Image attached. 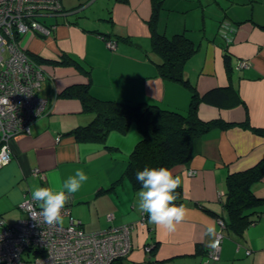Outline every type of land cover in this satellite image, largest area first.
<instances>
[{"label": "crops", "instance_id": "0c3cea01", "mask_svg": "<svg viewBox=\"0 0 264 264\" xmlns=\"http://www.w3.org/2000/svg\"><path fill=\"white\" fill-rule=\"evenodd\" d=\"M97 1L86 0L82 5ZM63 7L66 11L71 9L64 3ZM102 7L108 26L80 27L78 20L76 23L69 17L72 14L69 11L50 18L53 27L49 35L26 34L22 45L42 58L56 59L65 52L80 59L91 67L90 89L97 97L146 99L186 112L191 101L190 89L161 77L155 59L148 54V45L141 42L151 43L152 0H106ZM77 8L78 13L80 7ZM185 9L191 15L178 18L180 13L175 11ZM259 24L264 25V0L162 1L156 23L158 31L168 36L186 32L197 47L185 65L184 75L195 84L198 93L202 95L213 87H231V92L237 91L244 100V104L224 108L200 103L199 114L203 119L221 117L231 124L214 126L198 137L188 164L171 170L181 179L186 209L185 219L174 232L158 230L148 216L145 224L140 223L141 212L137 210L140 189H133L127 178L115 182L125 167L114 178L112 175L116 173L108 174L109 168L115 167L117 156L132 149L138 136L136 127L110 132L107 142L111 147L76 139L70 131L87 123L92 115L82 111L78 99L57 94L83 76L71 66L46 63L47 78L41 94L49 98V106L44 115L31 122L29 133L19 134L9 143L12 159L0 167V218L12 222L22 217L24 212L19 204L32 197L35 186L59 188L80 168L88 177L93 176L88 181L95 182L99 190L85 194L86 189L81 187L71 194L67 202L72 215L86 230L134 224L132 250L124 258V264H200L207 257L212 239L206 234L209 223L215 226L217 235L222 234L219 256L209 258V264H264V214L241 235L226 229L220 221L223 219L218 217L226 214L222 201L228 173L253 166L264 157V29ZM105 32L128 36L130 41L114 39L117 46L112 49ZM222 32H226L229 41ZM253 190L264 195V176L253 185ZM194 201L210 205L218 216ZM86 202L96 203L103 214L92 219L97 221L85 220L82 207L77 204ZM13 208H19L20 213L10 219L6 213ZM108 214L113 215L111 221Z\"/></svg>", "mask_w": 264, "mask_h": 264}, {"label": "trees", "instance_id": "16d2710c", "mask_svg": "<svg viewBox=\"0 0 264 264\" xmlns=\"http://www.w3.org/2000/svg\"><path fill=\"white\" fill-rule=\"evenodd\" d=\"M162 1L152 0L151 47L159 55L155 64L160 76L180 82L190 89L191 101L187 112L177 107L146 99L132 101L97 97L90 89L91 67L80 59L65 52L56 59L42 58L31 54L38 62L71 66L83 76L81 80L66 85L57 94V97L61 98L78 99L82 111L92 115L87 123L75 126L70 131L76 139L102 142L103 145L111 147L107 142L110 132H124L130 127H136L137 139L127 154L126 165L121 176L115 180L118 183L122 178H127L133 189L141 188V184L136 180L138 170H142L146 166L167 167L172 170L177 165H186L194 154L195 141L198 137L214 126L227 127L231 124L221 117L203 119L199 114L200 103L217 108L244 104L243 98L237 91L231 92V87H213L202 95L198 93L195 84L184 75L185 65L196 52L197 47L186 32H177L168 36L158 31L156 23ZM82 4L83 2H81ZM79 6L75 5L71 9ZM258 26L264 29V25L259 24ZM94 30L98 29L94 28ZM104 34L106 39L130 41L128 36L117 33L105 32ZM224 62L228 68L229 61L226 50ZM263 176L264 157L253 166L228 173L224 192L225 199L222 201L226 216L223 214L218 216V212L206 203L199 201H194V203L210 214L223 219L226 229L241 235L251 223L256 222L258 217L264 214V195L257 194L253 190V185ZM175 192L177 195L175 203L184 205L182 185ZM112 264H124V258H119Z\"/></svg>", "mask_w": 264, "mask_h": 264}, {"label": "built area", "instance_id": "2783aa9c", "mask_svg": "<svg viewBox=\"0 0 264 264\" xmlns=\"http://www.w3.org/2000/svg\"><path fill=\"white\" fill-rule=\"evenodd\" d=\"M68 12L62 0H0V101H8L0 102V167L12 159L10 141L29 133L31 122L49 106V98L41 94L47 78L45 66L22 45V38L26 34L49 35L53 27L50 18ZM223 36L230 40L226 32ZM107 44L112 49L117 46L110 38ZM19 205L22 217L12 222L0 218V264H112L132 250V223L86 230L72 215L68 202L61 209V219L66 222L60 219L51 224L43 220L40 204L32 197ZM146 217L142 212L141 224ZM112 218L107 215L108 220ZM216 238L218 245L209 247L200 264L218 258L222 234Z\"/></svg>", "mask_w": 264, "mask_h": 264}, {"label": "clouds", "instance_id": "9594fccd", "mask_svg": "<svg viewBox=\"0 0 264 264\" xmlns=\"http://www.w3.org/2000/svg\"><path fill=\"white\" fill-rule=\"evenodd\" d=\"M223 35V32L221 33ZM2 103L8 101L2 100ZM89 177L83 169H76L68 176L59 188L35 186L32 199L40 204L43 220L49 224L61 219V209L70 199L71 194L77 193ZM136 180L141 184L137 192V210L148 214L149 222L157 229L164 228L174 232L179 223L186 217V209L177 205L175 190L180 187L181 179L174 176L167 167H144L136 172ZM206 234L212 238L209 247H216L219 243L215 226L207 225Z\"/></svg>", "mask_w": 264, "mask_h": 264}, {"label": "rangeland", "instance_id": "374dc122", "mask_svg": "<svg viewBox=\"0 0 264 264\" xmlns=\"http://www.w3.org/2000/svg\"><path fill=\"white\" fill-rule=\"evenodd\" d=\"M105 1L106 0H98L94 4H90L87 6L85 5V7L83 5H81V2H86V0H63V3L66 6V8H72L75 5H80L79 11H78V13L80 15H78V13L75 12V10H78V8H73V9L69 10L72 12V14L69 17L72 19V21H75L76 23H77L76 20H78V24L80 27H83L86 24L88 26H94L95 25V26H99V27H105V25L108 26V24H107L108 21L105 18L106 11L103 12L104 8L102 7V3ZM175 12L180 13L178 15V18L179 17L184 18V14H187V13H189V15H191L190 11H188L186 9L181 10V11L176 10ZM171 16H173L171 18H174L175 15H172V13H171ZM141 42L148 45L147 48H148V52H149L148 54L150 55V57H152V59H155V60L158 59L159 55L152 49V47H149V46H151V43L149 44L148 40H142ZM186 112H187V110H186ZM126 157H127V154L121 152L120 155L117 156V158H116L115 167L111 166L109 168L108 174L111 175L112 173H116V174H113L112 177L113 176L116 177L117 175H119L120 172H122L121 170H123V167H125V163H126L125 158ZM102 175H103V170L101 172H99L97 176L99 178H101ZM92 178H93V176L90 174L89 179H92ZM89 182H92V185ZM82 187L84 189H86L84 192L85 194L90 193L92 190L95 192H97L99 190V186H97L95 184V182L90 181V180L88 182L84 183ZM92 198H94V196L90 198V201H92ZM77 205H80L82 207L83 215L85 216L86 221H89V222L90 221H97V220H92V219L98 218V217L103 215V214L99 213L98 208L96 206V203L90 205V203L86 202L85 204L79 203ZM100 208H102V206H100ZM19 213H20L19 208H13L12 210L7 212L6 214H7L8 218L15 219L18 217ZM141 214H142V212H141ZM146 215H147V213H145V216ZM103 218H104V216H103ZM61 222L65 223L66 219L65 218L61 219Z\"/></svg>", "mask_w": 264, "mask_h": 264}]
</instances>
